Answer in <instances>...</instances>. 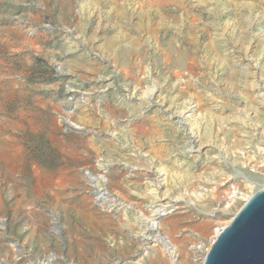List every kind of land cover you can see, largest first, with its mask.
<instances>
[{
	"label": "rangeland",
	"instance_id": "obj_1",
	"mask_svg": "<svg viewBox=\"0 0 264 264\" xmlns=\"http://www.w3.org/2000/svg\"><path fill=\"white\" fill-rule=\"evenodd\" d=\"M264 184V0H0V264H203Z\"/></svg>",
	"mask_w": 264,
	"mask_h": 264
},
{
	"label": "water",
	"instance_id": "obj_2",
	"mask_svg": "<svg viewBox=\"0 0 264 264\" xmlns=\"http://www.w3.org/2000/svg\"><path fill=\"white\" fill-rule=\"evenodd\" d=\"M203 264H264V184L222 227Z\"/></svg>",
	"mask_w": 264,
	"mask_h": 264
},
{
	"label": "bare ground",
	"instance_id": "obj_3",
	"mask_svg": "<svg viewBox=\"0 0 264 264\" xmlns=\"http://www.w3.org/2000/svg\"><path fill=\"white\" fill-rule=\"evenodd\" d=\"M221 229H222V227L217 228L215 234H218L221 231Z\"/></svg>",
	"mask_w": 264,
	"mask_h": 264
}]
</instances>
